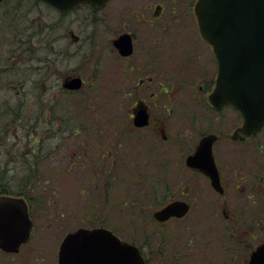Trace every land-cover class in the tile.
Segmentation results:
<instances>
[{
  "label": "rangeland",
  "instance_id": "obj_1",
  "mask_svg": "<svg viewBox=\"0 0 264 264\" xmlns=\"http://www.w3.org/2000/svg\"><path fill=\"white\" fill-rule=\"evenodd\" d=\"M165 1L168 3V0ZM122 2V6L131 7L136 1ZM193 2L181 0L174 5L178 10L189 11L187 17H182L184 21L181 20L185 27L196 26L191 12ZM18 11L29 14L27 22H23V48L33 40L41 41L40 31L36 35L33 28L24 29L35 24L37 19L43 27L42 34L51 30L53 35L60 32L63 36L65 31L73 30L79 39L74 34L72 39L60 36L56 42L51 39L35 47L32 54L29 51L27 58L34 60L28 65L23 63V79L19 72L20 64L9 62L8 57L18 53L20 48H14L12 38L0 39V121L10 123L0 127V152L2 150L3 153H0V162L3 163L0 166L6 167L5 174L13 180L15 190L20 189L23 181V195L30 202L34 222L29 241L19 251L10 253L0 249L1 264H56L58 241L66 232L79 226L101 224L136 243L147 241L148 233L155 229H165L167 233L179 231V224L157 228L152 213L163 196L161 190L172 191L180 186L184 154L194 146L203 130L202 125H209L208 118H204L205 122L200 119L199 106L204 108L206 93L200 92L198 85L203 84L210 89L215 75L212 57H208L207 52L203 54L202 73L190 76L192 80L187 89H183L180 80L174 79L173 82L181 83L183 91L170 98L161 97V102L156 100V105H168L171 113L167 114L163 107L157 108L150 102L154 120L159 117L165 119L167 139L151 140L157 132L153 128L157 126L155 121L147 132H132L124 128L128 137L118 146L117 126L122 128L127 120L125 110L133 97L117 92L122 75L129 72L128 67L124 71L119 64L121 61L112 59L113 53L106 50L108 41H105L107 38L102 32L105 26L101 12L90 18L86 9H80L65 17L60 29H57L55 11L43 4L32 6L31 0H23V9ZM19 18L20 14L16 12V17L10 21L14 24L12 26L18 25ZM129 18L135 23V17L129 15ZM176 21H180V17ZM5 30L9 28L5 27ZM55 31L58 33L55 34ZM189 35L197 39L194 27L189 28ZM59 51L65 53L59 55ZM105 54L109 59L105 58ZM21 57L17 54L15 58ZM36 57L49 63L42 68V64L34 62ZM178 66L167 65L164 74L155 73L156 79L161 80L167 72L184 76ZM50 67L53 69L47 72ZM57 68L61 71L73 70L84 77L82 90H63L59 77L61 71ZM160 70H163L162 67ZM13 90H19L20 94ZM228 112L224 110L222 118L209 127L230 132L239 123L240 117L232 112L228 115ZM59 121H94L93 124L108 128L105 137L109 140L101 141L99 137L102 134L94 129L87 135H78L68 124L58 126ZM253 142L258 145H252ZM248 143L246 148L252 145L251 149L255 147L253 154L264 158V127ZM230 151L239 153L240 149L235 147ZM89 160L95 164L106 163L107 167L112 163L111 171L107 173L104 170L103 176L96 175L90 171ZM156 193L161 195L158 199L154 195ZM93 201L96 203L93 204ZM241 258L246 259V256H236L237 264Z\"/></svg>",
  "mask_w": 264,
  "mask_h": 264
},
{
  "label": "flooded vegetation",
  "instance_id": "obj_2",
  "mask_svg": "<svg viewBox=\"0 0 264 264\" xmlns=\"http://www.w3.org/2000/svg\"><path fill=\"white\" fill-rule=\"evenodd\" d=\"M122 1L128 0H106L100 7L79 3L67 10H61L44 0H31L32 6L43 4L45 8L55 11L57 29H60L65 17L73 15V12L80 9H86V15L90 18H94L96 13L101 12L102 23L105 26V30H102V32L107 38L105 41H108L106 50L109 49L108 52L113 53L112 59L118 62L119 60L121 61L119 64L124 68V71L126 70L125 67H128L129 73L127 75L126 72V74L122 75L121 85L117 92L121 95L133 97L131 104L125 110L127 120L123 122V129L117 126V138L119 140L116 144L118 146L122 144V140L125 141L128 137L127 135L125 136L124 128L132 132L139 130L147 132L148 127L155 124V121L157 126L153 128H156L157 132L151 140L167 139V135L164 133L165 119L159 117L154 120L150 102L157 108L163 107L167 114L171 113L168 105H164V103L156 105V100L161 102V97L170 98L178 91L181 93L184 88L188 87L187 85L192 80L190 76H194V73H202L201 60L206 52L208 57H212V63L215 64V75L209 90L203 84L198 85V87L200 92L206 93L204 108L202 105L199 106L201 109L200 119L205 122L204 120L208 118L209 125L208 127H204L205 123L202 125L203 130L194 146L184 154L180 186L172 191L169 189L161 190L160 192L163 196L158 200L159 205L153 210L154 212L174 200L183 201L187 205L183 215L170 216L165 220H158L153 217L154 226L157 228L168 224H179V231L167 233L165 229H155L148 233L147 241L143 240V242L136 243L122 238L112 229L101 224L89 226V228L100 226L110 229L122 241L136 246L146 264H237L236 256L242 255L246 256V259L241 258L239 264H248L252 251L264 241L262 239L264 236V158L253 154L255 147L251 149L252 145H258L257 143L253 142L248 148H246V145L255 138V135L264 125L250 135H245L238 129L242 124V117L239 111L231 105L215 107L208 100V95L215 85L217 63L212 46L204 41L199 33L194 11L196 0H194L191 9L196 26L188 27L182 24V21H184L182 17H187L189 11L174 8L177 1L181 0H168V3L165 0H135V4L131 7L128 5L122 6ZM19 9H23V0H0V39L5 37L12 38L13 41L11 43H15L14 48H20L18 53L8 57L10 58L9 62L20 64L19 72L23 79V63L28 65L30 61V63H33L34 60V58H27V53L29 54L30 51L32 54L35 51V47L45 42H50L51 39L55 42L58 41L61 34L59 32L58 35L56 34L58 32L55 31L56 35H53L51 30H47L46 33L42 34L43 27L37 19L35 24L32 23L24 29L31 27L33 31H36V35L40 31L41 41L34 42L33 40L34 43H27L23 48V22H27L26 17L29 14L25 15L23 11L19 12ZM134 11H138V13H134ZM16 12L20 14V18L18 25L14 27L12 26L14 24H11L10 21L16 17ZM129 15L135 17V23L132 22ZM177 17H180L178 22L176 21ZM46 26L48 28L47 23ZM5 27L9 28V30H5ZM191 27L196 30L197 39L190 37L189 28ZM186 28L187 30H185ZM140 32L143 34L140 35ZM73 34V30H70V32L65 31L61 37H70L72 39ZM125 36L126 40L128 39L130 42V52L128 54H122L116 45L119 38ZM76 39H79L78 35H76ZM60 53L63 55L65 52L59 51V55ZM17 54H21L22 57L20 59L15 58ZM23 54L26 56H23ZM105 58L109 59L107 54H105ZM34 62L42 64V68L44 64L49 63L48 60L41 57H36ZM107 64L108 62H106ZM171 64H179L178 68L182 70L184 76H176L173 72H167L161 80H157L155 73L158 71L164 74L167 70L166 66ZM106 65L103 64L104 67ZM161 67L163 70H160ZM51 69L53 68H47L46 71L48 72ZM57 69L60 70L59 68ZM177 72L179 74L182 73L179 70ZM59 77L62 89L64 88L63 90L69 92L82 90L85 83V78L73 70H62ZM76 77L81 79L79 88L68 89L63 85L64 82ZM174 79L181 81L184 86L183 89L181 88V83L173 82ZM13 92L20 94L19 90H13ZM139 109H145L148 115L147 123L141 126L135 125L133 120L135 113ZM224 110L229 111L228 115L232 112V114H239L240 117L239 123L233 126L230 132L209 127L222 118ZM58 123V126L61 127L63 126L60 124H68L70 128H74L73 132L78 135H87L94 129L96 133L102 134V137H99L101 141L109 140L108 137H105L108 133V128L97 126L93 124L95 123L94 121H59ZM9 124V122L0 121V127H5ZM209 133L215 134L211 144V153L218 175L216 186L212 184L211 178L207 173L198 167L188 165L186 161L188 155L195 151L201 137ZM234 134L235 137H233ZM244 142L246 144H243ZM235 147L240 149L239 153L230 151L231 148L235 149ZM259 151H261L260 148ZM223 152L226 153L223 155ZM0 153L3 154L2 150ZM102 156L103 153L100 154V157ZM89 162L91 164L90 171L96 175L101 174L103 176L104 170L107 173L111 171L112 163L107 167L106 163L101 164L99 162L95 164L94 162L92 163V160H89ZM12 195L25 199L29 215L33 221L30 202L23 195V181L19 194ZM154 195H156V199L161 196L157 193ZM92 203L96 202L93 201ZM66 233L58 241L56 264H58L59 248ZM31 235L32 233L30 237Z\"/></svg>",
  "mask_w": 264,
  "mask_h": 264
},
{
  "label": "water",
  "instance_id": "obj_3",
  "mask_svg": "<svg viewBox=\"0 0 264 264\" xmlns=\"http://www.w3.org/2000/svg\"><path fill=\"white\" fill-rule=\"evenodd\" d=\"M61 10L79 3L100 7L106 0H44ZM194 11L202 38L210 43L217 63L215 85L208 100L215 107L231 105L242 115L238 128L245 135L264 124V0H196ZM122 54L130 52V42L120 37L116 42ZM77 89L81 79L64 82ZM135 125L147 123L145 109L134 115ZM235 137V134L233 135ZM215 134H205L187 164L198 167L217 185V169L211 153ZM187 205L174 200L155 210L158 220L181 216ZM32 221L24 199L0 194V248L16 252L29 238ZM58 264H146L136 246L122 241L105 227H78L63 238ZM248 264H264V241L252 251Z\"/></svg>",
  "mask_w": 264,
  "mask_h": 264
},
{
  "label": "trees",
  "instance_id": "obj_4",
  "mask_svg": "<svg viewBox=\"0 0 264 264\" xmlns=\"http://www.w3.org/2000/svg\"><path fill=\"white\" fill-rule=\"evenodd\" d=\"M32 163V162H28ZM0 164H3L0 162ZM30 168L32 165L29 166ZM6 167L4 165L0 166V171L3 172L4 174H0V194H19L20 189L17 191L15 190L13 186V180L11 178H8L7 175L5 174ZM28 188H31L28 186ZM26 197V196H25Z\"/></svg>",
  "mask_w": 264,
  "mask_h": 264
}]
</instances>
